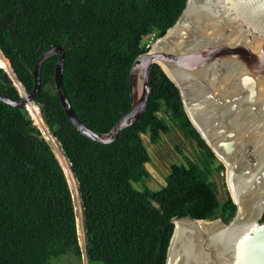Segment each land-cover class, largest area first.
Listing matches in <instances>:
<instances>
[{
  "label": "trees",
  "instance_id": "obj_1",
  "mask_svg": "<svg viewBox=\"0 0 264 264\" xmlns=\"http://www.w3.org/2000/svg\"><path fill=\"white\" fill-rule=\"evenodd\" d=\"M187 0H0V49L27 91L33 70L54 43L66 50L64 85L78 116L109 131L129 110L130 70L172 27ZM58 56L45 60L36 97L79 186L86 250H82L73 192L50 141L25 105L0 100V264H53L74 254L88 264H166L174 218H222L236 204L222 201L217 172L226 170L191 122L180 91L163 67L151 69L147 110L111 143L97 142L70 122L55 87ZM0 89L20 91L0 67ZM175 126L197 142L199 161L175 162L159 189L146 185L151 155L143 134L158 143ZM181 151V150H180ZM134 183H142L138 189Z\"/></svg>",
  "mask_w": 264,
  "mask_h": 264
},
{
  "label": "water",
  "instance_id": "obj_2",
  "mask_svg": "<svg viewBox=\"0 0 264 264\" xmlns=\"http://www.w3.org/2000/svg\"><path fill=\"white\" fill-rule=\"evenodd\" d=\"M51 56H58L55 87L70 122L104 144L147 110L152 65L160 64L178 87L191 122L225 164L237 207L229 221L174 218L166 264H264V0H187L176 23L134 60L131 106L107 132L92 129L76 113L64 85L61 44L38 58L32 91L18 81L20 98L0 89V100L39 106L42 66Z\"/></svg>",
  "mask_w": 264,
  "mask_h": 264
},
{
  "label": "rangeland",
  "instance_id": "obj_3",
  "mask_svg": "<svg viewBox=\"0 0 264 264\" xmlns=\"http://www.w3.org/2000/svg\"><path fill=\"white\" fill-rule=\"evenodd\" d=\"M155 40L156 38L153 35H147L143 38V43L147 44V46H149L150 48L152 44L155 42ZM5 71L9 74V76L13 80L14 85L17 86V88L19 87L20 89H22L20 87L21 85L18 86L16 82V80L17 81L19 80L17 79L16 74L14 73L13 67H12L13 74H11L7 70ZM39 108L41 111L42 120L41 119L38 120V118L34 117L33 113L28 108L27 110L34 119V122L42 130V134L50 141L52 147L54 148L57 156L59 157L64 167L69 184L73 192V198L76 205L80 244L82 250L85 252L86 236L83 225L82 201L79 194L78 182L74 177L75 175L71 169V164L69 160L64 155L61 144L52 135L49 126L43 117L41 107L39 106ZM143 138L151 155V161L146 164L151 174V176L146 180V185L149 186L150 188L159 189L160 187L166 184V178L171 171L172 163L185 162L186 157H189L195 161H199L200 159L201 149L197 144V142L193 139L186 138L182 130H180L175 126H172V130L169 133H162V138L158 143H152L148 134H143ZM213 179L218 184L219 198L222 201H224L228 197V192H229V188L227 185L226 170L215 173ZM134 185L138 189H144L145 187V185L142 183H134ZM53 264H88V260L85 253L83 254V258L81 262L77 260L74 254H68L61 256L59 258H54Z\"/></svg>",
  "mask_w": 264,
  "mask_h": 264
},
{
  "label": "bare ground",
  "instance_id": "obj_4",
  "mask_svg": "<svg viewBox=\"0 0 264 264\" xmlns=\"http://www.w3.org/2000/svg\"><path fill=\"white\" fill-rule=\"evenodd\" d=\"M0 66L3 67L5 70L9 71L11 74H13L12 71V67H11V63L10 60L3 55L2 51L0 50ZM18 86L20 85L19 82L16 80ZM22 88V86H20ZM22 91H24V89H21ZM24 94V93H23ZM28 109L31 110V112L33 113V116L38 118V120H42L41 117V111L39 106L33 104V103H28ZM74 176V175H73ZM75 177V176H74Z\"/></svg>",
  "mask_w": 264,
  "mask_h": 264
}]
</instances>
